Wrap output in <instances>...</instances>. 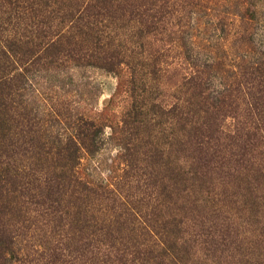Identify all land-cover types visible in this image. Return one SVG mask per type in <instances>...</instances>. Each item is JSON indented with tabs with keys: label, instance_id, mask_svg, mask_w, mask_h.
<instances>
[{
	"label": "trees",
	"instance_id": "obj_1",
	"mask_svg": "<svg viewBox=\"0 0 264 264\" xmlns=\"http://www.w3.org/2000/svg\"><path fill=\"white\" fill-rule=\"evenodd\" d=\"M199 4L0 0V264H221L232 246L247 248L240 264H264V61L245 65L227 51L228 78L217 87L209 73L213 63L197 64L188 56L187 96L171 109L160 107L180 126L182 164L162 177L161 146L144 137L136 141L139 123L162 115L139 111L134 102L123 112V175L138 168L137 192L134 174L105 182L82 174L84 152L96 150L103 132L83 114L53 108L41 125L30 124L28 132L40 126L37 143L22 148L18 138L11 142L23 132L21 124L31 122L15 96L24 94V81L38 67L74 61L124 68L135 80L141 73L135 54L146 53L139 51L141 39L174 25L185 32V12ZM135 28L134 36H126ZM47 122L52 131L46 137ZM11 126L17 129L12 135ZM229 199H237L231 206H243L240 216L220 214ZM38 229L49 234L46 242L32 243L31 231Z\"/></svg>",
	"mask_w": 264,
	"mask_h": 264
},
{
	"label": "rangeland",
	"instance_id": "obj_2",
	"mask_svg": "<svg viewBox=\"0 0 264 264\" xmlns=\"http://www.w3.org/2000/svg\"><path fill=\"white\" fill-rule=\"evenodd\" d=\"M198 1L199 5L192 6L185 12L183 20L186 25L185 32L179 30L178 25H174L168 26V30L162 35L141 39L142 48L140 47L139 51L145 49L146 53H144L145 58L138 53L135 54L137 59L134 61H137V66L141 69L139 77L135 80L131 79L124 68L109 71L74 61L38 67V70L28 75V80L24 81L26 83V90H22L24 94L14 95L19 112L24 113L26 120L31 122L21 124L23 132L18 135L14 133L11 142L15 143L18 138L22 148L37 143L40 138V126L35 123L32 126L34 131L32 132L31 129V132H28L31 128L30 124L36 120L41 125L43 123L41 118L46 117L53 108L71 116L83 114L98 122L103 132L98 137L96 150L84 152L79 167L82 174L95 182H105L108 178L117 181L121 176L123 181H127L134 174L132 189L137 192L138 181L134 177H140L136 174L140 171H136V167L129 175L127 174L128 177L123 175L126 166L121 154L122 146L127 143L119 131L123 125L120 121L123 112L131 108L134 102L139 111L162 115L151 122L139 123L142 128L138 135L139 139L136 140L140 144L141 137H144L146 141L150 140L163 149L162 157L158 156L157 168L161 170L159 177L169 174L172 168L179 169L182 164L180 126L176 118L171 120L164 115L163 110L180 104L187 96L185 94L188 86L184 84L186 66L183 65L189 62L188 56L197 64L213 63L214 66L209 73L217 87L228 78V73L224 70L228 68L229 60L225 58L227 51L234 56V59L244 60L245 65L264 61V0ZM137 30V28L127 30L126 36L130 34L134 36ZM171 46H175V49L171 50ZM160 49L164 50L165 57H162ZM222 61H226L224 68ZM218 62L220 65L217 67ZM168 119L172 123L171 126L167 123ZM43 127L50 128L46 131L47 137L52 131L50 122ZM7 128L10 130L7 132L10 135L13 130H17L13 126ZM44 128L41 129V133ZM18 147L16 145V148ZM23 162L27 163L25 159ZM142 163L143 160L139 162L141 165ZM148 170L150 171L151 167ZM232 192L233 190L231 194ZM223 197L224 195L219 196V198ZM236 200L224 201L227 206L221 208L222 212H220L222 202H219L215 212L232 215L234 218L238 209L243 208L241 204L238 207L231 206ZM213 205L211 203V209ZM238 216H240L239 212ZM31 232V234L35 233L31 241L36 244L46 242L45 236L49 235H45L44 230L39 229L37 232L36 230ZM245 236H250L249 229L241 237L242 241L248 239ZM231 248V252L228 253L231 249L226 251L227 258H223L221 264H238L240 259L244 260L247 248H237L238 252L236 246ZM37 250H40V247ZM209 263L214 264L211 260Z\"/></svg>",
	"mask_w": 264,
	"mask_h": 264
}]
</instances>
